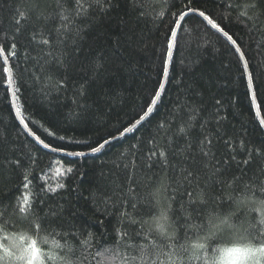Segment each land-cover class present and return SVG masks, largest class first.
<instances>
[{"label":"trees","instance_id":"16d2710c","mask_svg":"<svg viewBox=\"0 0 264 264\" xmlns=\"http://www.w3.org/2000/svg\"><path fill=\"white\" fill-rule=\"evenodd\" d=\"M186 2L187 0H148L146 11L149 14L138 19L129 12L124 0H120L119 6L109 16L85 31L80 41V50L75 53L72 61L68 86L61 91L52 89L49 92L46 85L54 82L48 81L44 75L39 81L33 78L35 61L31 57L35 55L37 46L30 41L29 27L36 21H32L29 27L15 36L17 55L14 59L10 58L9 63L17 82L15 87L19 88V98L15 100V105L21 108L28 131L20 124L11 96L0 87V156L9 154L6 148L11 145L16 150L15 155L29 162L28 171L32 173L33 185L44 182L52 187H56L58 183L65 185L54 197L50 196V199L66 206L70 215L69 224L84 230V237L81 239L87 237L89 232L92 233L87 248L77 245L76 255L80 257V264H119L118 260L96 255L98 249L103 251L105 247L114 244L115 230L121 225L118 213L111 209L106 211L103 205L98 208L93 194L98 188L103 189L106 183L101 173H114L121 181L124 180L128 173L123 166L130 163L133 152L143 167L144 153L151 147L148 141L157 135V125L164 119L171 120V114L178 110V105L201 107L196 125L198 130L204 118L216 110L215 100L219 99L222 103L220 115L226 117L221 124L223 130L237 141H245L249 148L264 149V128L251 103L247 76L242 75L245 73L243 63L232 46L195 14H189L178 30V46L170 60L163 95L155 111L139 126H134L124 136H120L124 128L135 125L139 115L143 114L141 109L145 106V101L152 90L159 87L158 81L164 78L161 60L164 36L174 19L172 12ZM233 3H239V0H194L191 7L210 13L241 46L246 56L247 70L251 71L257 86L258 112L264 120V16H261L260 24L253 27L251 23L246 24L242 19H237V9L228 7ZM173 4L176 6L172 7ZM31 6V0H0V43H5L6 48L12 42L13 10L16 7L27 9ZM260 8L264 9V2L260 4ZM5 33L9 34L7 41L3 39ZM84 68H88L89 72L83 71ZM92 69L100 72L98 79H89ZM36 71L39 72V69ZM86 79V91L81 96L80 85ZM0 84H3L2 71ZM178 126L174 124V127ZM216 127L214 120L208 121L207 130L210 133L216 134ZM49 132L54 135H49ZM197 134L198 131L193 132V135ZM61 136L64 137L63 141L59 139ZM35 137L52 147H63L67 152H87L84 142L96 146V142H102L103 139L113 141L98 153L71 157L42 148ZM132 145L137 147L133 149ZM216 151L220 157L226 155L220 142L216 144ZM30 157L36 158L34 164H31ZM246 157L247 153H236V161L227 168L230 176L243 174L246 180L260 176L264 170V153L260 156L253 155L247 166L237 163ZM68 167L74 171L66 175L57 172L58 168L63 171ZM195 167L198 168V164ZM162 174L163 169L154 166L151 171H138L137 178L144 180L154 175V181H158ZM169 175H172L171 170ZM20 180L19 170L0 168V198L5 203L12 201L17 195L15 189ZM150 188L151 185L145 187L142 182L136 191L144 196ZM259 198L258 193L257 199ZM180 206L181 200L177 194L173 203L174 211L170 215L173 220L181 217L183 223L186 213L180 211ZM141 208L142 219L149 220V209L143 203ZM191 211L192 219L189 223H200L202 217L197 216L195 208ZM11 212L9 207L8 213ZM252 216L248 209L244 210L241 220L237 222L240 234ZM123 227L129 230L139 229L140 225L125 224ZM148 229L149 224L145 223L143 232ZM22 230V225L18 224L16 232ZM185 230L195 238L196 231L192 228L182 229V238ZM152 235L155 236L156 233L153 232ZM53 238L63 243L58 236L49 237L50 240ZM216 239L218 243L212 244V248L229 247L236 237L232 232L226 231ZM5 243L11 242L4 241L3 233H0V244ZM41 248L44 252L50 251V245H41ZM120 250L122 254L125 252L123 244ZM208 255L211 256L212 252L209 251ZM216 255L217 264H222L221 257L225 254ZM44 264L54 262L44 258ZM191 264H203V261H192Z\"/></svg>","mask_w":264,"mask_h":264},{"label":"snow or ice","instance_id":"6c2138e0","mask_svg":"<svg viewBox=\"0 0 264 264\" xmlns=\"http://www.w3.org/2000/svg\"><path fill=\"white\" fill-rule=\"evenodd\" d=\"M124 2L129 12L135 14L138 19L149 14L146 11L148 0ZM193 2L194 0H187L172 12L174 19L163 41L162 75L167 76L169 73L170 60L178 46V28L182 27L181 21L189 14L199 16L202 22L220 33L232 45L234 53L244 61V67L247 69L246 56L238 42L212 18L210 13L191 7ZM262 2L264 0H239V3L229 4L228 7L237 9V19L256 27L260 24L261 16H264V9L260 8ZM119 3L120 0H31L30 8L16 7L11 21L14 28L11 33L12 42L7 48L5 43H0L2 61L0 71L3 72V84H0V87L13 101L19 98L17 96L19 88L15 87L17 82L9 61L17 55L15 36L29 27L32 21H36L29 27L30 41L37 46L35 55L31 57L35 61L33 78L39 81L44 75L48 81L54 82L46 85L49 92L52 89L56 91L66 89L70 80L72 61L75 53L80 50V41L85 31L109 16ZM158 15L162 16L163 13ZM8 36L9 34L5 33L4 41L8 40ZM37 68L39 72L36 71ZM82 70L89 72L88 68ZM242 75L247 76L251 103L253 107H257V86L251 71L248 70ZM99 77L100 72L92 69L89 79L95 80ZM87 83L88 79L80 85L79 95L85 94ZM158 83L159 87L154 88L145 101V106L141 109L143 114L139 115L135 126L145 121L159 104L165 82L160 79ZM215 106L216 110L204 118L197 130L201 107L178 105V110L171 114V120L164 119L157 125V135L148 141L151 147L144 153L143 167L133 152L130 163L123 166L128 173L123 181L117 174L101 173L106 183L103 189L96 190L93 198L98 208L103 205L106 211L111 209L112 212L118 213L121 227L115 230L114 244L105 247L103 251L98 249L97 257L118 260L119 264H191L192 261L217 264L216 254L222 253L227 256V264H264V170L255 179L247 180L243 174L230 176L227 171L231 163L236 161V153H247L245 159L237 162L247 166L251 163L253 155L260 156L264 149L249 148L245 141H237L234 136L224 131L221 124L226 117L220 115L219 108L222 107V103L219 99L215 100ZM13 107L20 124L28 131V124L21 108L15 104ZM209 120L216 122V134L207 130ZM174 124L179 126L174 127ZM261 125L264 126V120H261ZM194 131H198V134L193 135ZM128 132L129 128H124L120 136ZM48 134L54 135L52 132ZM35 139L42 148L71 157H85L98 153L111 143L109 139L97 141L96 146L84 142L87 152H67L63 147H52L39 137ZM59 139L63 141L64 137L61 136ZM218 142L222 143L226 150L224 157L217 154ZM131 147L135 149L137 146ZM15 151L14 147L8 145L6 152L9 154L0 156V168L19 170L21 177L15 189L17 195L14 199L5 203L4 199L0 198V233H3L4 241L11 242L0 244V264H44V258L52 260L54 264H80V257L76 255L77 245L87 248L92 233L89 232L87 237L81 239L84 237V230L69 224L70 215L66 206L50 199V196L54 197L65 185L58 183L56 187H52L47 182L33 185L32 173L28 171L29 162L15 155ZM29 160L34 164L36 158L30 157ZM197 164L198 168L195 167ZM154 166L163 169L158 181H154V175L144 180L137 178L138 171L143 172L144 169L151 171ZM169 170L172 175H169ZM73 171L71 167L63 171L57 169L61 175ZM142 182L145 187L151 185L150 191L144 196L136 191ZM177 194L181 200L180 211L186 213L183 216V223L181 217L173 220L170 215L174 211L173 203ZM142 203L149 209V220L142 219ZM9 207L12 209L10 214ZM193 208L197 216L202 217L200 223L195 225L189 223ZM245 209L253 216L240 234L241 229L237 222L241 220ZM145 223L149 224L147 232H143ZM18 224L23 227L19 233L16 232ZM125 224L140 225V228L125 229L123 227ZM187 228L195 229V238L186 230L184 237L180 236L181 230ZM226 231L232 232L236 237L231 246L212 248V244L218 243L216 237ZM153 232L156 233L155 236L152 235ZM56 236L60 237L63 243L55 238L49 239ZM121 244L125 249L123 254L120 250ZM41 245H50V251H42ZM209 251L212 252L211 256L208 255Z\"/></svg>","mask_w":264,"mask_h":264},{"label":"water","instance_id":"95a60500","mask_svg":"<svg viewBox=\"0 0 264 264\" xmlns=\"http://www.w3.org/2000/svg\"><path fill=\"white\" fill-rule=\"evenodd\" d=\"M183 21V20H182ZM182 21H181V23H182ZM180 28V27H179ZM179 28H178V30H179ZM214 31L216 32V30L214 29ZM218 35H220L224 40H226L220 33H218V32H216ZM227 41V40H226ZM228 42V41H227ZM229 43V42H228ZM230 44V43H229ZM231 45V44H230ZM232 46V45H231ZM233 48V47H232ZM238 55V54H237ZM239 56V55H238ZM241 60V59H240ZM241 62L243 63V66H244V61L243 60H241ZM246 71H248L247 69H245V72ZM166 77L167 76H164V78H163V80H164V82L166 81ZM251 94V93H250ZM11 99H12V97H11ZM12 104L14 105L15 104V101H13L12 100ZM14 108V107H13ZM254 110H255V113H256V116H257V118H258V120H259V122L261 123V120H262V118H261V116H260V114H259V112H258V107H254ZM14 111H15V108H14ZM135 125H133L131 128H129V130L130 129H132L133 127H134ZM263 128H264V126H262ZM117 139V138H116ZM116 139H114V140H116ZM113 140H111V142H112Z\"/></svg>","mask_w":264,"mask_h":264},{"label":"rangeland","instance_id":"374dc122","mask_svg":"<svg viewBox=\"0 0 264 264\" xmlns=\"http://www.w3.org/2000/svg\"><path fill=\"white\" fill-rule=\"evenodd\" d=\"M223 260H222V264H227V256L225 255V256H223V258H222Z\"/></svg>","mask_w":264,"mask_h":264}]
</instances>
